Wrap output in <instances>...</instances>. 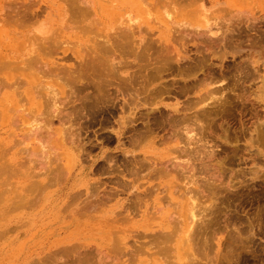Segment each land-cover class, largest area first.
<instances>
[{"label":"rangeland","instance_id":"374dc122","mask_svg":"<svg viewBox=\"0 0 264 264\" xmlns=\"http://www.w3.org/2000/svg\"><path fill=\"white\" fill-rule=\"evenodd\" d=\"M30 1H32L31 5H30ZM42 1L43 0H0V79H1L0 80V96H1V98H0V113H1L0 114V146H2V147H3L4 143L7 142V140L12 138V136H10L8 134L11 133V131L14 130V128H15L14 126L13 127L11 126L12 124H10V125L8 124V122H7V120H6L5 116H4L5 114H4L3 110L6 108V106H10L15 101L19 100V98H15V97H18L19 95H21L20 98L22 97L20 99V103H21V100L23 101L24 96H26V92L25 91L27 89V82H28L27 81L28 80V78H27L28 75L24 76V74L26 75V74H29V72H30V70L29 69L27 70V67H26V69L24 70L26 73H24L23 72L24 66H23V68L21 70V69H19V66H18V68L16 67L17 65L14 64V61L16 63L17 60H18L17 56L21 57L20 55H24L23 56L24 58H26L28 56L31 57L30 53L28 55V51L26 53V50H28L29 46H30L31 49L33 47L37 46V44L35 43L36 41L33 42V39H31L32 42L34 43L33 44L31 42V40L30 41L28 40V39H30V37L28 38V36L31 34L28 31L33 26L32 24L36 21V19H31L30 17H28V14H27L26 16L29 19H31L33 23H30L31 21L29 19L28 20L26 19V21H30V22L25 23L26 22L25 21L26 16L24 15V13L29 11L27 6H29L32 9H33V7L34 8L38 7V5L43 6ZM186 2L187 1H185L184 3H186ZM15 3H17V4H15ZM27 3H28V5H27ZM33 3H36V4H34V6H33L32 5ZM198 4H200V2ZM20 5H22V6H20ZM184 6L185 5L183 4V0H156L153 5H148V6H145L144 4L141 3V7H143L142 8L143 13H141V16L139 18V26L138 27H140V28H136V31H137V35L136 36L138 38H140V39L142 38V43H143L142 44L143 45L142 48H140L143 57H141L140 55L139 56H140V58H143V59L146 58L147 60H143L142 61V59L138 58L139 61L137 59L135 61H133L132 57L131 58H126V57H123V56L120 55L121 58L123 57L125 59H123V58L121 59L120 56H119L118 58L116 57L118 60L116 59V61H114V62L111 61L113 63L112 66L114 65V67H115L116 66L115 64H117L116 67L118 69H116V67L114 68L112 66L111 67L109 66L110 68L107 67V70L109 68L110 71L108 70L109 71L108 72L106 70V72H107L106 74H108V73L111 74L112 70L113 69L115 70V72H113L111 75L108 74V76H106L105 74H103L104 71L101 72L102 70L100 71V69H101L100 67H99L100 69L97 68V69H99L100 73L99 72L97 73V71H95L94 69L92 70V66L96 67L93 64L90 67L91 69L85 71V69H88V68L84 69V67H83V73L81 71L82 69L81 70L79 69L78 72L75 73V76L76 75L77 76L75 77L74 82H72V85H73L72 88L69 87L70 86L68 84L69 82H66V83L63 82L62 83L63 87H62L61 90H62L63 93L60 94V95L61 96L62 95L66 96L67 94H69L66 99L64 98V100H66L68 102V100L70 99L71 100L70 103H72L71 107L74 104L75 105H79L80 101L94 102L97 99L99 100L100 97L96 95V94H99V93H95V95L97 97L93 93H94V91H97L95 89H99L98 87L101 88V86H99V85L102 84V83L104 84V82L99 81V82H101V83H99V85L96 83V85H98V87L96 88V85L94 87L92 85L93 81L95 83L96 80L98 81L100 78L104 77V78H102L100 80L103 81V79H105V78H107V80L111 79L110 81H113L114 83H117L116 85L118 86V83H120L122 81V78L120 76L126 77V76H129V74L130 75L132 74L133 65L132 66H130L131 64L128 65L129 64L128 61L129 62L133 61L132 64L136 63V62H137L136 65H138L139 63L141 65L144 64L143 68L141 67L140 64L138 65L144 72L140 71L141 69L137 70V68H133V76L131 78H134L135 80L137 78V80H138L137 83L139 85H136L137 83L135 85H132L134 83H132L133 81H131V80H133V79H131V78H128L129 80L126 83L128 84L129 81H130V83H132V84H129L132 90H133L132 86H134V88H137V87L138 88H142V87H144V85L140 84L141 80L145 79V81L142 82L143 84H145L146 81H148L147 83H149L150 80L152 79V78H150L152 74L150 73L151 75L147 76V71H148V73L151 72L150 70L152 68V71H153L152 73H154L155 70L153 69V66H156L155 67V69H156L157 66L161 67V64L163 66H165V64L171 63V62H169L170 59H171L169 57L170 55L168 56V55H166V53H164V52H162V51H160L159 49L156 48V45L158 47V43H157L156 39L161 37V39L163 41L169 35L173 36L174 34H178L175 39H177V41H176L177 45H178V43L180 45L179 49L181 48L180 52H181V55L183 57H182V59L180 58L179 61L171 59L173 63L171 65L167 64V66L168 67L172 66L173 67L172 69H174V70H172V72L170 70H167V71L171 73V75H172L171 77L173 79H174V77H175V80H177L179 78L178 79L179 82H177L175 84V86L173 85L174 87L173 86L171 87V89H173V92L170 91V93H168V94L165 93L164 94L166 96V98H165L164 95H161L160 101L159 102L156 101V103H157L156 105L154 104V105L148 106L150 104L147 105V103H150L149 101L152 100L151 97L149 98V101H148V98H146V95H147L146 93H143V95H142V93H140V92L138 93L137 92L138 93L137 95L139 97L138 98L136 96V93L132 92L131 89H130L131 90L130 91L128 89V87H127L128 91L130 92L128 96L127 95L125 96V99H127V101L124 102V103L126 104L128 102L126 104L127 107H128V109H127L126 105L123 104V102H122L123 101V97H124L123 96V94H124V90H123L124 86H121V84H119V87H122L121 90H120L119 87H116L113 84L110 86L107 83V85L109 87V88H107V90H109V91L111 90L112 91V92L110 91L111 94H112L111 96L112 97H116V99L115 98L113 99L111 97L112 99L110 100V107H109V109H111V110L107 111L105 113H102V114L94 113L93 116H91L90 118L88 117L86 120H84V124L82 125L83 128L82 129L79 128L80 129L79 130L78 129L79 126L76 123L77 120L76 121L74 120V119H76L75 114L73 112L69 111V109L72 110L71 107L67 108L68 106H70V103L69 102H68L69 104L66 103V105H67L66 108L67 109L65 107H64V109H66V112H70L69 113V115L71 116L70 124H72L70 126L72 128V130L70 128L69 129H70V131L73 132L74 137L78 138L81 143H84V145L86 147V149H85L86 153L88 154L90 152L91 154L89 153V155H88L89 158H86L87 157L86 154L84 156H82V158H81L80 156L82 154H80V153L78 154L77 153V155H78L77 159L79 161V164L77 165V167L74 168L73 173H72V177L70 178V180L67 182V184L62 189L58 188L56 185H49L48 184L49 187L45 188V190L43 191L42 194L40 193L41 195H40V198H39L38 202L35 203L36 202V200H35V202L34 201L31 202V205H29V201H32L31 200L32 199V193H31V190L27 193L28 190H26V189L28 187L27 184L29 185L30 181H32L33 178L29 177V174H30L29 171L30 172H32V171L30 170L29 166H28L29 169L26 168L27 164H28L27 162H25V164L27 163L25 166H23V167L20 166L22 164L21 163L23 161L22 157L24 155L23 154H19V156L17 155L16 157H13V160H12V162H10V164H5L6 165L5 169L8 168V169H6L8 172L2 170L4 172L3 173L1 172V174H0L1 175L0 183H3V184H0V192H1V195H0V264H50L51 262H52L51 264H54V262H55V264H78V262L80 264H83V263L91 264L93 261H95L94 259L92 261V258H90L91 256L87 255V253H84V252H87L88 246H90L95 241L98 242V243H100V241H101V243H100L101 246L102 247L105 246L106 241L103 239V237H104V235H106L105 229H106V225H107L106 221H107V218H108L107 217L108 216L107 215L108 214L107 211H108L109 207H111V206L115 207L116 211L118 209H120V204L122 203V201L125 200L124 199L125 195L124 194H118L117 197L115 196V198L110 200V203H109V201L107 203L105 201L106 204L102 203L104 201L100 202L101 204H103V205H100V203L98 204V205H100L101 210H99L100 208L97 205V208H98L97 212L96 213L93 212L92 214H94V215H92V216L90 215L91 217L89 216L90 218H88V215H84V216H79L77 214L73 215L74 210L76 209V206L79 208L78 204L79 205L81 204L80 202H81L83 197L81 196L82 198L80 197L81 198L80 200L77 198L76 203L74 202V200H71L72 202H74V204H71L72 203L71 201L66 200L65 192L67 190H69V188L72 187V186H75V189H77L75 191H78L81 188H83V190L81 189L82 193H84L85 191L87 192L89 190H91L90 191L91 193H93L92 192L93 190H94V192L97 191L96 189L100 190L99 188H101V184L99 185L98 183H103V185H104V181L103 182H101V181H102L103 178H105L104 174H103V167H104L103 160H104V158L106 156L109 155V154H106V153H110L111 152L110 153L111 155L112 154H113V156L115 155V160L117 161V165H119L118 169L119 170L123 169V171H125L124 174L127 171V167H128L129 171L131 170L130 172L134 171L135 168H137L138 170L139 169H141V170L144 169V171H146L145 168L147 167V164H146V161H143V159L139 160L140 158L139 159L137 158L141 163L138 162L137 159L134 160V161H136V163L134 161H133L134 163L131 162L132 160L130 161L132 164L130 162L127 163L128 160H126V156H127V154H128V156H130L129 154H131V151L133 149V145H131L132 142H130V141H131V139H133L132 137L136 138L138 134L139 135L140 134H144L146 129H147L146 128L147 126L150 125V127L153 126L155 128V126H158L160 124L161 125H160L159 129L158 128L156 129V132H157V130H159V132L161 133V131H162L161 129H163L162 126H164V130L165 131L163 130V132L166 133V135H167L165 138H163L164 142L163 141L160 142L161 145H158L157 143H155V141H157L158 138H156V140H155V138H153L152 136H154L156 133L146 137L145 141H144V138L141 137V138H143L144 142L141 141L142 139H140V138L135 140V141H138V142L141 141L140 145L138 147V150H141V151L145 150V151H147V154H152L153 153L152 150H155L157 152H162V151H166L167 149H169V150L173 149V148H175V147H177L179 145L183 147V144H184L185 147H188V148L194 147L193 150L189 149L191 151V153H190L189 150H187V152L190 153V154H188L187 152L185 153L186 155L183 154V158H184L183 160H186L189 163V165H187L185 168L184 167L180 168L181 166L177 167V168H175L174 166H170L169 167L170 170H168V171H171L172 174H170L171 172L168 173V171H167V173H168L167 174L168 175L167 178L176 179L175 177H178L175 180L177 182L179 181V177L180 178H182V177L183 178L184 177L187 178L186 181H189V180L192 181L193 180V182L195 183L194 186L195 187L198 186L201 189L200 191H198L199 189H197L198 192L195 191V193H194V196H195L194 198L195 199H197L196 198L197 195L201 198V200H200L201 202L206 198L207 201L204 200V202L209 203L210 205L209 204H207V205L210 206L212 209L216 205L217 206L215 207V209L218 206H220V207H218L219 209L218 208L216 209V211L218 210L217 211L218 217L220 215L223 216L224 215L223 213L225 211L224 218L220 216L221 220L223 219L225 221L224 222H223V220L219 221L220 222L219 223L220 228L218 227L219 230H218V235H217V237H218L217 239L223 240L222 241V245L220 246V248H221V251L223 250L225 255H228V256H232L233 255L232 258H234V259H231V260H234L235 262H237V264H264V99H263L264 98V94L262 93V91L264 90V88L262 87V81H263L262 77L264 76V73H263L264 71H261L260 74H259L261 76L258 77L257 76L258 74H255L254 72H252L253 70L251 68H249V66L246 67V65H248V62L246 64L245 60H244L245 62L243 61L245 66L242 64V67H241V63L239 61H241V59L243 60V54H244L245 50L242 51V50H239L237 48L238 47L241 48V46L246 44V42H244L245 41L244 39H242V38L240 39L239 37H238V40H237V37H235L234 34H233V33H236V32H238L240 30V29L238 30V28L241 25L243 26V23L240 24V26L237 25V24H239V21H235L234 19H232L231 20L232 22H227L226 21L225 24H224V19H223L222 21H220L221 24H223V25H221L217 21V24H220L219 25V27H220L219 29L220 30L217 29L216 27H215L216 29L213 28L214 32L215 31H217V32L219 31L217 33V36L218 35L222 36V34L226 35V36H230L228 38H231L233 36L230 40L227 39L229 41V46H228V42L227 41H226L227 43L225 41H224V43L223 42H217V39H216V41L215 40L212 41V43H213V45H212V43L210 42L211 39L208 40V41H207V39H204V42H206V43L208 42L209 44H205L204 42H203L204 43L203 44L202 42H200V41H203L202 37H200V40H199V37H196L194 39L192 37L191 38H187V37H189V35H186V33H185V28L186 27L184 28L183 26H185V25H182V24L180 25L181 26L180 28L184 29V31L183 30L182 31L185 34L182 31L181 32L184 35H186L187 37L186 36L182 37V36H184L183 34H181V37H180V31H178L180 29L179 28V23H180L179 21H182V23L184 22L182 20L185 17V13L183 12V10H184L183 7ZM186 6H187V4H186ZM207 7H208V9L211 10L210 4H207ZM218 7H221L220 9H222V7H223V9L225 7L227 8V6H225L223 3L218 5ZM26 8H27L28 11L26 10ZM184 8H186V7H184ZM255 9L258 12H261L262 10H264V9H262L260 7H257V6L255 7ZM122 12H124V10ZM167 13H168V15H167ZM169 14L171 16H169ZM23 15L25 16L24 18L22 17ZM43 15H44V12L40 15L39 18L42 19ZM166 15L169 17V19H168V17ZM20 18L21 19L23 18V19L21 20ZM19 19H20V21H23V24L20 23ZM165 19L167 20V24L169 23V20H170V23H173L172 25L169 24V28H171V30L168 28V25L165 24V22H166ZM218 20H221V19H218ZM172 21H175V22H172ZM177 22H178V24H177L176 28H179V29L174 31L173 29H176V28H174L175 27L174 25H176L174 23H177ZM234 24H235L236 27L234 26ZM170 25H171V27H170ZM233 26H234V29H232ZM91 27L92 28H89L87 31H77V32L73 33L72 38L70 39V43H69L70 45H66V46L69 48V46H73L74 44H76V45L73 46L74 48L73 47L70 48V50L72 49L76 53H74V54L69 53L68 54L70 59L66 60L67 64H72L74 62L73 64H74V66H76L75 55L77 53H80V54L84 55V53L88 49L87 47L91 45V41H88V38L90 40V38L95 36L96 34L94 32H96V33L97 32L98 33L105 32V34L110 32L112 24L110 23V19H108V20H104V22H102V23L94 22ZM229 31H231V32L229 33ZM138 32H140V33L138 34ZM171 33H174V34L171 35ZM238 33H236V36L240 35V33L239 34ZM93 34H95V35H93ZM31 35H33V34H31ZM178 36L180 38L179 42H178ZM173 37H175V35ZM170 38H171V40L173 39L172 37H170ZM183 38H184V40H182ZM233 39H234L235 42L238 41L237 44L235 42L233 43L231 41ZM241 40L243 41L244 44L242 43ZM187 41L189 42L188 44L186 43ZM196 41L197 42L199 41L200 44L197 43ZM216 42L220 43V44H217ZM238 43H239V45H238ZM214 44H216V46ZM224 44H225L224 47H226V44H227L226 51L229 49L227 51L228 54L225 55V56H223L224 52L221 49L222 45H224ZM263 44H264V42H262V45ZM203 45H205V46L207 45L206 46V50L204 48L201 49V47H204ZM210 45L214 46L215 50H212L213 47L210 46ZM232 45L235 48L232 47ZM194 46H195V48H194ZM210 47H211V49H210ZM218 47H219V49L222 50V51L220 50V52H223L222 55L219 54L220 52L218 51L219 50ZM242 47H245V45L242 46ZM184 48H186V49H184ZM197 48H200L199 49L200 51L198 50L199 51L198 53L195 52L197 50ZM82 49H83V51H81ZM155 49L157 51L159 50L160 52L159 51L156 52ZM189 49H191V50H189ZM235 49L238 50V51H234ZM154 50H155L156 53H158V55L155 54V52H153ZM184 50H187L186 52L189 54L188 56H187V54L183 53ZM214 51H215V53L213 54ZM216 51H218V53H216ZM40 52L42 53L43 51H40ZM33 54H34V56L36 54H38L37 49H36L35 53H32V55ZM254 55H255V57L256 56H258V57L260 56V54H258V53H256V54L254 53ZM254 55H253V57H254ZM116 56H118V55H116ZM157 56H158V58H157ZM162 56L164 58H161ZM171 56H172V54H171ZM218 56H222L220 58V61H222L223 63L218 60V58H219ZM226 56H227V58H226ZM239 56L240 57L242 56V58L240 59ZM7 57H9V59L13 62V64L11 63V61H10V65L6 64L7 62H9V60H7ZM154 57L156 58V60H155ZM235 57L237 59H235ZM167 58L169 59L168 62L165 60ZM244 59L248 60V58H244ZM6 60H7V62H6ZM123 60L126 61L125 62L126 64L123 63L124 62ZM157 60L159 62H157ZM164 60L167 63L163 64L162 61H164ZM216 60L219 61V62H217ZM67 61H69V62H67ZM119 61H121V64H120ZM231 61H232V63H231ZM18 62H19V60H18ZM117 62H119V63H117ZM150 62L152 63V65H151ZM153 62H154V65H153ZM183 62H185V64ZM105 63H107V61H105ZM122 63H123V67L125 66L124 68L121 67ZM146 63L147 64L150 63L148 65V67L150 69L147 67ZM182 63H183V65H182ZM186 63H187L188 66L186 65ZM204 63L206 65L209 64V67L204 65ZM118 65H119V67H118ZM127 65H128V67H126ZM13 66H14V68L16 67L15 70H14ZM21 66H20V68H21ZM160 67H159V69H160ZM168 67H164L163 69L168 68ZM180 67L181 68L182 67L185 68V69L182 68L183 71L181 72V75L178 74L181 71V70L180 71L178 70V68H180ZM196 67H198L199 69L196 68ZM224 67L227 68V69H225ZM235 67L237 68V70H236ZM169 68L171 69V67H169ZM175 68H177V70ZM208 68H210L211 71ZM247 68H248V70H247ZM16 69H18V70L16 71ZM135 69H136V73L137 74L139 72V75L136 74V76H135V73H134ZM207 69H208V72H207ZM223 69H224V71H223ZM234 69L236 70V72H235ZM238 69H239V72H238ZM240 69H242V70H240ZM196 70L198 71V73L199 72L200 73L198 74L196 72ZM200 70L203 72L202 74H201ZM92 71H94L95 73L92 72ZM191 71L193 73L196 72L195 75H193V73ZM241 71H243V72H241ZM91 72H92V74H96L97 73L99 76L96 74L97 77L96 76L95 77L98 78V79H94L95 77L94 76L92 77ZM173 72H174V74H172ZM189 72H191V74H189ZM215 72H216V74H215ZM229 72L232 75H229L230 74ZM245 72H246L247 76L248 75L250 76L249 80H248L249 76L247 77V79L245 78V76H246ZM85 73H87V74L85 75ZM141 73H142V75L140 76ZM143 73H144V76L145 75L147 76V78H145L146 76L145 77L143 76ZM157 73L158 72L155 71L154 74H157ZM184 73H186V74L188 73L189 76L191 75L190 78H189L188 75H186ZM211 73H213V74H211ZM22 74H23V76H22ZM114 74H119L120 78L118 77V80H117V76L118 75L114 76ZM224 74H225V76H224ZM238 74H239L240 77L237 76ZM81 75H84V76L82 77ZM182 75H184V76H182ZM212 75H214V76H212ZM218 75L220 77H218ZM153 76L154 75H152V77ZM186 76L188 77L187 80H186ZM221 76L224 77V78H221ZM84 77L87 78V79H85ZM88 77H90V79L93 78L92 79L93 81L92 80L91 81L88 80L89 79ZM192 77H193V80H191ZM211 77H213V78H211ZM256 77H258V78H256ZM3 78H4V80H2ZM18 78H21L22 80L24 79V81L26 83L25 82L21 83L20 82L21 79H18ZM25 78H27V79H25ZM46 78H50V77H46ZM80 78L81 79L84 78V79L81 80ZM180 78L182 80H184V81L180 82V80H181ZM194 78H195L196 81L194 80ZM201 78L203 80L205 79V81L201 80ZM242 78L243 79L245 78V79L243 80ZM197 79H200V80H198V83H197ZM230 79H232V81ZM254 79H255V81H254ZM256 79H257V82H256ZM258 79H259V81H258ZM46 80H49V79H46ZM51 80H53V79H51ZM234 80H237L238 82L235 81L236 82L235 83ZM240 80H241L242 83L240 82ZM81 81H83V82H81ZM188 81L190 83H193L192 81H194L195 82L194 86H196V88L195 87L193 88L192 85L189 86L190 83ZM218 81H220V82L222 81V82L219 83ZM18 82H20V83H18ZM86 82H87V84H86ZM183 82L188 83V87L190 88L189 90H191L193 88L190 91L189 94L188 93L184 94V92H183V95H182V92H180V91H183V89H184V88L183 89L181 88ZM211 82L213 83L212 85L214 86V90L217 91V93H219V95L215 91H213L214 95H213V93L212 94L209 93L210 94L209 96L210 97L212 96V101H211V98L208 96V93L207 94L204 93L206 88H208V87L210 88L211 87V86H207V83L210 84ZM8 83L10 85L9 88H7L8 86H6V85H8ZM74 83L75 84L77 83L78 85L76 84V86H75ZM81 83L82 84L84 83L85 86L84 85L82 86ZM180 83H182V84H181L180 90H179V86L178 85H180ZM204 83H206V84H204ZM214 83L216 85H218L219 88L221 87L220 90H219V88L217 89V87H216V85H214ZM243 83H244V85H243ZM254 83H256V84H254ZM19 84H20V86H19ZM21 84H25V85L22 86ZM64 84H66L68 86H65ZM89 84H90V86H89ZM199 84H200V86H198ZM250 84H252V85H250ZM107 85H106V87H107ZM14 86H15V88H14ZM87 86H88V88H87ZM114 86H115V88H114ZM145 86H147V84ZM232 86L233 87L235 86L234 87L235 89ZM67 87H69V88H67ZM175 87H178V88H175ZM251 87H252V90H251ZM223 88H225V90L226 89L230 90L232 93L229 92L228 90H226V92H224L225 90ZM103 89L105 90V88H103ZM177 89L179 90V92H178ZM68 90L70 91L69 93H68ZM71 90H74V91H71ZM80 90H82L81 91L82 93H83V91H84V93L86 92L85 93L86 95H87V92L91 90L90 91L91 93L88 92V97H86L87 100H84V98H83L84 97V93H83V96L81 97L82 94H81ZM222 91L224 93H226V94L228 92V94L226 95ZM235 91L238 92L237 94H240L241 98H242V96L244 97V94H245V96L249 94V99L250 100H248L247 102H244V101L240 102L241 99H240V97H239L240 101H239V99H237L238 95L237 96L235 95L236 94ZM243 91H244V93H242ZM245 91L247 93H245ZM14 92H16V95H15ZM65 92H66V95L64 94ZM98 92H100V91H98ZM254 92H256V94ZM74 93L77 94L76 97L74 96L75 95ZM118 93H120V94H118ZM233 93H235V94H233ZM250 93H252L253 95H251ZM17 94H19V95H17ZM116 94H118V95H116ZM200 94H202L203 96L200 95ZM204 94H205L206 97L204 96ZM22 95H24V96H22ZM140 95H142V96H140ZM198 95L207 98V100L205 99L207 102L205 101L204 103L207 104L206 105L207 108L211 109L210 110L211 116L207 115L208 112H209V109H208V111H207V109H203V110L207 111V114H206L205 111L202 112L203 114L205 113L204 115H201L200 112H199V114L198 113L193 114L195 109L198 107V104H196V101H195L197 99L196 97ZM222 95H224V96L222 97ZM77 96L78 97L80 96L81 98L80 97L78 98ZM89 96H90V99H88ZM132 96L134 97V99H133ZM214 96H216V97H214ZM225 96H226L227 99H225ZM68 97H69V99H68ZM91 97L93 99H94V97L97 98V99L92 100ZM141 97L142 98H146L147 99V101H146L147 103L143 104L144 103V99H142ZM217 97H218V99H217ZM161 98H163V99H161ZM189 98H192L194 100L191 99L192 100V102H191V101H189L190 100ZM220 98H221V100H219ZM80 99H82V100H80ZM187 99H189V100H187ZM216 99L220 103H218L216 101ZM223 99H224V101L227 100L228 102L226 101V103H225L223 101ZM24 100H25V98H24ZM112 100L114 102L113 104H112ZM141 100H142V102H141ZM157 100H159V99H157ZM214 100L217 102V106L220 104L218 106V108L220 107L219 109H223L224 110V112H223V110L218 112V113L221 112L220 113L221 115L216 112V110L218 111L219 109L214 105L216 103ZM232 100H234V101H232ZM184 101L187 102V103L191 102L193 105H194L193 101H195V104L197 105V107H196V105H194V106L191 105V103H189L190 105L188 106V104L186 105V103H184ZM6 102H8V103H6ZM65 102H63V103H65ZM222 102H224L227 106L223 105L224 103H222ZM253 102H255V103H253ZM22 103H24V101ZM138 103H139V105H138ZM182 103H184V104H182ZM241 103H242L243 107H242ZM7 104H10V105H7ZM111 104L113 106H111ZM134 104L136 106L138 105V107H135ZM256 105H258V106H256ZM62 106H63V104H62ZM191 106H193V107H191ZM221 106H223V107H221ZM224 106H226V107H224ZM156 107H159L160 109L157 110V111L154 110V111H156V112H154L151 108L154 109ZM182 107H184V108L186 107L185 108L186 110L184 108H182ZM206 107H204V108H206ZM134 108H136V109L133 110ZM179 108H181V109H179ZM145 109H146V112H145ZM182 109L185 110V111H183ZM227 109H229L228 112L230 111V109H232V110H231V112L228 113ZM119 110H120V112H119ZM167 110L169 111V113H168ZM131 111L133 112V114H132ZM159 111H161V112H159ZM155 113H157V114H155ZM188 113H190V114H188ZM213 113H215V114H213ZM136 114H138V115L136 116ZM166 114L167 115L170 114L169 117ZM183 114H184V116H183ZM187 114L189 116H187ZM197 114H198L199 121H197L198 118H197V120H195L196 119L195 117H197ZM164 115H165V118L161 117V116H164ZM127 116H129V118L136 116L135 117L136 118V122H135L136 126H135V129H134V132H133V130H132V132L126 131V130H130L127 126L125 127L126 121H128L127 119H125ZM191 116L192 117L195 116V117L192 118ZM209 116H210V118H209ZM154 117H156L157 119L155 118L156 119L155 120ZM170 117H171V120H169ZM172 117H174V118H172ZM188 117H190L189 121L187 120ZM202 117H204L207 120H205ZM143 118H147V119H145V122L147 120V122H146L147 124L150 123V122L151 123L149 125H147L143 121ZM185 118H187V119H185ZM200 119H202V120H200ZM148 120H150V121H148ZM160 120H162V121H160ZM165 120H166V122H165ZM213 120H215V121L213 122ZM221 120H224V121H221ZM119 122H120V124H119ZM155 122H157L158 124L155 123ZM153 123H154L155 126L152 125ZM169 123H171L170 126H169ZM145 124L147 126H145ZM2 126H4V129L1 128ZM67 126H69V125H66L65 127L67 128ZM54 127L57 128V131L59 130V134H61L62 133L61 131H63V130L66 131V128L63 127L62 124L55 123ZM112 127H114V128H112ZM189 127H190V129L193 130V132L191 130V133L194 134V135L192 134L193 136H192L191 139L186 138L187 136L185 135L186 129L188 128V130H189ZM62 128H63V130H60ZM124 128H126V129H124ZM136 128L137 129L139 128L138 131L136 130ZM168 128L171 131H169ZM177 128H179V129H177ZM181 128L184 129L185 132L181 133V131H179V130H181ZM8 129H9L8 133L7 132L6 133H1L2 131L8 130ZM184 130H182V131H184ZM124 131H126V132H124ZM175 131L177 132V134H176ZM170 132H173V133H170ZM68 133H67V135H68ZM179 133H181V136L179 135ZM133 134L136 135V137ZM177 135H179V136H177ZM63 136H65V135H63ZM129 136L130 137L132 136V137L130 138ZM174 136L176 137V139L179 137L180 141L174 139ZM97 137L99 139H97ZM78 139H77V141H78ZM124 139H126V140H124ZM127 140L129 141V143H127L128 142ZM181 140H183V142H186V143L190 140L192 143L189 141L191 144L188 142V144L186 145V143L181 142ZM214 141H217V142L214 143ZM207 142H209V143L207 144ZM203 143H205L204 145L206 147L217 143L216 144L217 147L214 148L217 153L215 152L213 155L207 153L208 151H210V149H209L210 147L205 148ZM100 144H102V145H100ZM120 144H122V145H120ZM222 144H224V145H222ZM227 144H229L230 146L232 145V146L231 147L229 145L226 146ZM98 145H100V146L98 147ZM189 145H190V147H189ZM2 147H0V149ZM198 149H200V151ZM225 149H226V151H225ZM85 151L83 153H85ZM192 151H194V152H192ZM115 153H118V154H115ZM194 154H195V156H194ZM184 155H185V157H184ZM116 156H117V159H116ZM123 156H125V157H123ZM9 157H10V155L7 154L6 158H9ZM79 157L84 162H82V161L80 162L81 159ZM95 157H97L96 160L94 159ZM197 157H199V158H197ZM19 158H20V160H19ZM90 159L95 160V162L90 161ZM3 160L5 161L4 158L0 159V162L3 161ZM197 160H199V161H197ZM17 161H19L21 164H18L19 162H17ZM190 161H192V162H190ZM143 162H145V163H143ZM201 162H203L204 165ZM129 163L132 166L134 164L135 168L134 167L131 168V165L127 166V165H129ZM183 163H184V161H183ZM188 163H186V164H188ZM9 165H10V167H7ZM191 165H192L193 168L191 167ZM16 166H17V168H16ZM96 166H97V168H96ZM31 167H32V164H31ZM171 167H174V168H171ZM188 167L191 168V169H189ZM202 167H204V168H202ZM9 168H11V169H9ZM12 168L13 169L16 168L15 170L20 169L19 170L20 174H19L18 171L14 172L15 170H13ZM23 168L24 169L26 168V170H24ZM178 168H179V171L181 173H183V174H181L178 170L176 171V169H178ZM100 169H102V171ZM185 169H186V171H185ZM188 169L190 170V172H189ZM21 170L23 171L22 174H21ZM0 171H1V169H0ZM129 171H127V174H128ZM25 172H26V174H24ZM173 172L179 173L180 176H178V174H175V173L173 174ZM191 172H195L196 174L195 173L193 174ZM198 172H199V174H197ZM27 173H29V174H27ZM17 174H18V176H17ZM23 174L25 175V177H23L24 176ZM102 174H103V176H101ZM140 174H142V173H140ZM186 174H187V176H186ZM7 175L10 176V178L8 176V180H7V182H9L7 184L8 187H6L7 186L6 184L4 185V183L6 181L5 179H7L6 178ZM11 175H13V176H11ZM165 175H166V173H165ZM174 175H175V177H173ZM194 175H196V176H194ZM200 175L202 176V178H201ZM212 175H214V176H212ZM26 176L28 177L27 179H26ZM198 176H200V177H198ZM194 177H196L195 178L196 182H195ZM42 178H44V177L41 175L38 179H42ZM214 178H216V179H214ZM128 179H130V178H128ZM174 179H173V181H174ZM182 180L183 179H181L180 182H182ZM229 180L231 182H228ZM145 181L146 180H143V179L140 178L138 182L142 183V182H145ZM202 181H204V182H202ZM94 182L95 183L98 182V183L95 184ZM198 182H200V183L198 184ZM10 183H11V186H10ZM218 185H220V186H218ZM91 186H92V188H91ZM215 186L216 187L218 186L219 189L216 188ZM23 187H25L24 188L25 190L22 189ZM203 187H205V188H203ZM222 187H225V188H222ZM226 187L228 189H226ZM29 189H30V187H29ZM222 189H225V190H222ZM3 190L5 192H3L4 194L2 195V191ZM15 190L17 191V193H16ZM228 190H229L230 194H229V192H226ZM24 192H26V193H24ZM86 192L84 194H86ZM201 193H203V195H201ZM17 194L19 195V197H15V195H17ZM214 194H215V196H214ZM21 197H23V200L19 199ZM199 197H198V199H200ZM203 197H205V198H203ZM1 198H2V200H1ZM84 199H85V196H84ZM118 199H120V202L117 201ZM18 200H19V202H16ZM68 201L71 202V203L69 204ZM90 202L92 203L93 201L90 200L88 203H90ZM33 203H34V205H32ZM67 203L69 204V206H68ZM206 203H204L203 205H206ZM215 203H217V204L214 205ZM65 204H67V205H65ZM64 205H65V207H67L66 211H65ZM11 206H12V208H11ZM21 206L22 207L24 206L25 208H22ZM221 208H223V209H221ZM11 210H13V211H11ZM219 210L221 212H223V213L220 214ZM228 212H230V213H228ZM67 215H69V216H67ZM68 217H70V218H68ZM227 222H228V224H226ZM127 224L128 223H124L122 225L119 224V225H117V227L119 226L118 228L122 229L123 227H126ZM224 228H225V230H224ZM123 229H125V228H123ZM226 229L229 231V234H227L228 231ZM121 231H122V233L124 232V230H121ZM120 234H121V232H119V234L116 235L118 237V240H120V238L121 237L123 238V236H124L123 234H121V235ZM115 240H117V238H115ZM223 242L225 243V245H224ZM74 244L75 245L81 244V245L80 246H75ZM64 246H68V247H70V249L68 247H65V249L62 248ZM66 248H68L69 250H67ZM74 248H75V250H74ZM65 250H67L69 253L71 251L72 252L69 254L66 251V253H65ZM82 250H84V251H82ZM58 251H60V252H58ZM61 252H64V253L61 254ZM81 252L84 253L83 254L84 256L81 254ZM78 253H80V255ZM76 254H78L80 257L81 256L84 257V260H86V261L88 260L87 259L88 257L91 260L89 259L90 261L88 260L87 263H86V261L82 262V261H84V260H81L82 257L81 258L77 257ZM66 255H68V256L71 255V257H68ZM85 255H86L87 258L85 257ZM133 255L137 256V257L135 256L136 260L132 261L133 260L132 258H134V257L132 255H129L130 259H129L128 256H127L128 258L127 257H122L121 260H123V262L125 260L126 262H124V263L121 262L119 264H142V262H143L142 260L145 261V262H143V264H146V263L150 262L149 258L146 255V253H142V252L141 253H136L135 252ZM94 256H92V257L94 258ZM140 257H142V259H140ZM144 257L146 259L147 258L148 259L145 260ZM67 258H69V259H67ZM96 258L98 259V257H96ZM70 259H72V260H70ZM97 259H96V261H97ZM127 259H129L131 262L129 261L127 263ZM64 260H67V261H64ZM76 260H78V261H76ZM56 261H57V263H56ZM234 261H232V264L235 263ZM96 264H104V263H100V262L98 263L97 262Z\"/></svg>","mask_w":264,"mask_h":264},{"label":"bare ground","instance_id":"6f19581e","mask_svg":"<svg viewBox=\"0 0 264 264\" xmlns=\"http://www.w3.org/2000/svg\"><path fill=\"white\" fill-rule=\"evenodd\" d=\"M155 1L156 0H43L42 1L43 6L38 5V7L34 8L33 6H34V4L37 3L36 2V3H33L32 4L33 5L32 6L33 9L30 8L29 6H27L29 2L27 3L26 6H27V8H28L29 11L26 8V10L28 12H25L24 15L26 16L28 14V17H30L31 19H36V21H37V22L35 21L33 23L32 20L29 19L27 16L25 18V21H26V19L27 20L29 19L31 21V22L30 21H26L25 23H28V22L33 23L32 24L33 26L28 31L29 33H31L33 35L30 34L31 36L30 35L28 36V38L30 37V39H28V40L30 41L31 39H33V42L36 41L35 43L37 44V46L36 47H33L32 49L29 46L28 47V50H26V53L28 51V55L30 53V56L31 57H29L27 55L28 57L24 58L23 57L24 55H20L21 57H18L17 56V59L19 60V62H18V60H17L18 63L17 62L15 63V61H14V64L17 65L16 67L18 68V66H19V69H21V70H22V68L24 66V69H23V72L24 73H26L24 71L26 69V67H27V70L28 69L30 70V72H29V74H26V75L24 74V76H27L28 75L27 76V78H28V80H27L28 81L27 82V89L25 88L26 89V91H25L26 92V96L22 95L25 98V100L23 98L24 103H22L23 102L22 100H21V103L22 104L20 103V99L22 97L20 98L21 95H19L20 93L18 92L19 94H17V95H19V96L18 97H15V98H19V100L16 99L17 101H15L12 105H10L11 103L10 104H7V105H10V106H6V108L3 110L4 111V114H5L4 116H5L8 124L9 125L12 124L11 126L12 127L14 126L15 128H14V130L11 131V133L8 134V135L12 136V138L9 139V140H7V142L4 143L3 147L0 146V147H2L0 149V159H3V158L5 159V161L3 160V161L0 162V169H1L0 174H1V172L3 173L4 171H7L6 169H8V168L5 169V167H6L5 164H10V162H12V160H13V157H16L17 155L19 156V154H23L24 155L22 157L23 158V161L21 162L22 164L19 161H17V162H19L18 164H21L20 165L21 167L25 166L28 163L29 165L27 164V167L26 168H28V166H29L30 167V170L32 171V172L29 171L30 174L27 173V174H29V177L33 178V180L30 181V184L29 185L27 184L28 187L26 189V190H28L27 193L30 190H31V193H32V199H31L32 201H29V205H31V202H33V201L35 202V200H36L35 203L38 202V200L40 198V195L43 193V191L45 190V188L49 187L48 184L49 185H56L60 189H62L67 184V182L72 177V173H73L74 168L77 167V165L79 164V161L77 159V157H78L77 153L78 154L79 153L82 154L81 156L79 155L81 158L85 154L87 156L86 158H89L88 155H89L90 152L88 154L86 153V151H85L86 147H85L84 143H81L78 138L74 137L73 132L70 131V129L72 130V128L70 127L72 125V124H70V122H71V116L69 115L70 112H66V109L67 108H70L72 103H70L71 100L68 97L69 100L68 99L67 100L70 103V106L67 107L66 103L67 104H69V103L66 100H64V98L66 99L69 94L66 95V92H65L64 94L66 96H64V95L61 96L60 95V94L63 93L62 90H61L62 87H63L62 83L63 82H65V83L66 82H69L68 83L70 85L69 87L72 88L73 87L72 82H74L75 77L77 76V75L75 76V73H77L79 69L80 70L82 69L81 71L83 73V67H84V69L85 68H88V69H85V71H86V70L91 69L90 67L93 64L96 67L92 66V70L94 69L95 71H97V73L98 72L100 73V71L102 70L101 72L104 71L105 73L103 72V74H105L106 76H108V74L111 75L113 72H115V70L114 69L113 70L111 69L112 70V73L111 74L110 73L106 74L107 73L106 72L107 67H109V66L111 67L112 64H113L111 61H113V62L116 61V59L120 55L123 56V57H126V58H131L132 57V60L133 61H135L136 59L138 61H139V59H142V61L143 60H147L146 58L145 59L140 58V56L143 57L142 56V53H141V49H140V48H142V46H143L142 44L143 43H142V38L140 39V38H138L136 36L137 35L136 28H140V27H138L139 26V18L141 16V13H143V11H142V8L143 7H141V3L144 4L145 6H148V5H153ZM185 1H187V2L184 3ZM31 2L32 1H30V5H31ZM199 2H200V4H198ZM221 3H223L225 6H227V8L225 7L226 9L225 8L223 9V7H222V9H220L221 7H218V5H220ZM15 4H17V3H15ZM183 4L185 5L184 7H186V8L183 7L184 10L186 9L185 11L183 10V12L185 13V17H184V19H182L184 21L183 23H182V21H179L180 22L179 23V28L181 27L180 26L181 24L182 25H185L183 27L184 28L186 27L185 28V33H186V35H189V37H187L186 35H184L185 34L183 32L184 29H181L180 28L181 29L180 30L179 28H176L177 27V24H178V22H177V23H174V24H176V25H174L175 26L174 28H176V29H173V30L175 31V30H178L179 29L178 31H180V37H181V34H183V33H184L183 34L184 36H182V37H185V36L187 38H191L192 37L193 39L196 38V37H199V40H200V37H202L203 41H200L202 43L204 42V39H207V41L211 39L210 40L211 43H212L213 40L216 41V39H217V42H223L224 43V41L225 42L227 41L228 42V46H229V41L228 40H230L233 36L231 38H228L230 36H226V35H223L222 34V36L220 35L221 36L220 37L219 35L217 36V33L219 31L218 32L215 31L216 32L215 33L213 30L216 29V28L217 29L220 28L219 27V25L221 24L220 21H222L223 19H224V24H225L226 21L227 22H232L231 21L232 19H234L235 21H239V24H237L238 26H240V24L243 23V26L241 25L238 28V30L239 29L240 30L241 29L243 30V31L241 30L242 32L240 30L238 31L240 33V35L236 36V33H238V32L233 33L234 36L237 37V40H238V37H239L240 39L241 38L244 39L245 40L244 42H246V44H244L243 41L241 40L242 43L245 45V47H242L244 45H242L241 48H239L237 46L238 47L237 49L242 50V51L245 50V52L243 54V60L241 59L242 56L241 57L239 56V58L241 59L242 62L245 60L246 61V64L248 62V65H246V67L249 66V68H251L253 70L252 72H254L255 74H258L257 75L258 77L261 76V75H259L260 72L261 71H264V44L262 45V42H264V21H263L264 20V10H262L261 12H258V11H256L255 7L257 6V7H260L262 9H264V0H183ZM186 4H187V6H186ZM207 4H210L211 10L208 9ZM22 5H20V6H22ZM123 10H124V12H122ZM43 12H44L43 18L40 19L39 17H40V15ZM24 15L22 16L23 18L25 17ZM167 15H168V13H167ZM169 16H171V15L169 14ZM20 19H19V21H20ZM108 19H110V23L112 24V27L110 29V32H108L106 34H105V32H101L102 34L101 33H98V32L97 33L94 32L96 35L93 34L95 36H93L92 38H90V40L88 38V41H91V45L87 47L88 49L84 53V55H82L80 53H77L75 55L76 66H74V64H73L74 62L72 64H67L66 63V60L67 59H70L68 54L69 53H71V54L76 53L72 49L70 50V48H72L76 44H74L73 46H69V48L66 46V45H70L69 43H70V39L72 38L73 33L74 32H77V31H87L89 28H92L91 26H92V24L94 22H96V23H98V22L99 23H102V22H104V20H108ZM166 19H165V21H166L165 24L168 25V28H169V24L172 25L173 23H170V20H169V23L167 24V20L169 19V17H168L167 20ZM218 19H221V20H218ZM217 21L220 24H217ZM172 22H175V21H172ZM20 23L23 24V21H20ZM171 25H170V27H171ZM221 25H223V24H221ZM234 26H235V24H234ZM234 26H233L232 29H234ZM169 29L171 30V28H169ZM230 32L231 31H229V33ZM139 33L140 32H138V34ZM172 34H174V33H171V35ZM174 35H175V37H173ZM174 35L173 36H170L169 35L170 37L173 38L172 40H171V38L169 36H167L163 41H162L161 37H159L158 39H156L157 40V43H158V47L156 45V48L159 49L160 51L166 53V55H168V56L170 55L169 57L171 59L179 61L180 58L182 59L183 56L181 55V52H180L181 51L180 50L181 48L179 49V46L180 45H179V43L177 45V43H176L177 39H175L178 34H174ZM179 39L180 38L178 36V42H179ZM182 40H184V38ZM231 41L233 43L235 42L234 39L231 40ZM31 42H32V40H31ZM200 42L198 41L197 43L200 44ZM237 42H235V43L237 44ZM186 43L188 44L189 42L187 41ZM204 43L205 44H209L208 42L207 43L204 42ZM239 43H238V45H239ZM217 44H220V43H217ZM212 45H213V43H212ZM212 45H210V46H212ZM214 45L216 46V44H214ZM233 45H232V47H234ZM195 46H194V48H195ZM203 46L204 47H201V49L204 48L206 50V46L207 45L206 46L203 45ZM224 46H225V44L222 45V48H221L224 53L223 52H220L221 49H219V47H218V49H219L218 51L220 52L219 54L222 55V53H223V56L227 55L228 54L227 51L229 50L228 49L226 51L227 44H226V47H224ZM212 47L214 48V46H212ZM213 48H212V50H215V48L214 49ZM36 49L38 51V54H36L34 56V54L32 55V53H35L36 52ZM184 49H186V48H184ZM199 49L200 48H197V50L196 51L194 50V51L196 53H198L200 51ZM210 49H211V47H210ZM155 50L153 52H155ZM189 50H191V49H189ZM40 51H43V52L41 53ZM81 51H83V49ZM158 51L156 50V52H158ZM186 51L187 50H184L183 53L187 54V56H188L189 54ZM218 51H216V53H218ZM234 51H238V50L235 49ZM156 52H155V54L158 55V53H156ZM214 53H215V51L213 52V54ZM254 53L255 54L258 53V54H260V56L259 57L258 56L255 57ZM171 54H172V56H171ZM116 55H118V56H116ZM253 55H254V57H253ZM121 56H120V58H121ZM218 57H219L218 60L220 61V58L222 56H218ZM157 58H158V56H157ZM161 58H164V57L162 56ZM226 58H227V56H226ZM244 58H248V60L247 59H244ZM123 59H125V58H123ZM171 59H170V61H169L168 58L165 59L167 62L169 61L171 63H167L165 60H164L165 62L164 61H162V62H163V64L167 63V64H170L171 65L173 63ZM235 59H237V58L235 57ZM7 60H9V62H7ZM7 60H6V62H7L6 64H9L10 65V61L11 60L9 59V57H7ZM155 60H156V58H155ZM105 61H107V63H105ZM123 61L122 62L124 64H126L125 63L126 61L125 60H123ZM133 61H131V62L128 61V63H129L128 65L131 64L130 66L133 65V68H137V70H140L141 68L138 66L140 63L138 62L139 63L138 65H136L137 62L132 64ZM219 61H217V62H219ZM241 61H239L241 63V67H242V64L245 66V64H244L245 61L243 63ZM67 62H69V61H67ZM119 62L121 64V61H119ZM119 62H117V63H119ZM154 62H153V65H154ZM157 62H159V61L157 60ZM220 62H222V61H220ZM11 63L13 64L12 61H11ZM123 63H122V66L121 67H123ZM150 63H148V64L146 63L147 67H148V65ZM183 63L185 64V62H183ZM183 63H182V65H183ZM231 63H232V61H231ZM167 64H165V66H163L161 64V67L159 66L160 69H159L158 66H157L156 69H155L156 66H153V69L156 72H158V73L157 74H154L155 71H154V73H152L153 71H152V68H151V70H150L151 72L148 73V71H147V76L148 75L150 76L151 74L154 75L153 77L151 75L150 78H152V79L150 80V82L147 83L148 81H146L145 84H143L142 82L145 81V79L144 80H141L140 81L141 82L140 84L144 85V87H142V88H138V87L137 88H134V86H132L133 90L131 89V87H130L129 84L134 83L132 85H135L138 82L137 78H136L137 81L134 78H131L133 76V68H132V74L131 75L129 74L130 77L129 76H126V77L120 76L122 78V81L120 80L122 83L119 81L120 83H118V86L116 85L117 83H114L113 81H110L111 79L110 80H107V78H105V79H103V81L100 80V79L104 78L102 76H101L102 78H100L98 81L96 80V82L94 83V81L92 80L93 79L92 77L93 76L94 77L95 76L97 77L98 74L97 73H96L97 75L96 74H92V72H94V71H92L91 72V75H92L91 78L92 79H90V77H88L89 78L88 80H90V81L92 80L93 81V84H92L93 87L96 85V83L99 85V83H101V82H104L105 85L103 83H102L103 85L100 84L99 86H101V88L98 87V85H96V88L98 87L99 89H95L97 91H94L93 94L95 95V93H99V94H96L97 96L100 97L99 100L97 98H95V97H94V99L91 97L92 100H95V99H97V100H95L94 102H89L88 101L89 103L88 102H85V101H80L79 102L80 103L79 105H75L74 104L75 106L73 105L72 106L73 108L71 107L72 110L69 109V111L73 112L75 114V116H76V119H74V120L75 121L77 120L76 123L79 126L78 129L79 128L82 129L83 128L82 125L84 124V120H86L88 117L90 118L91 116H93L94 113H100V114H102V113H105V112L111 110V109H109V107H110V100L112 98L113 99L114 98L116 99V97H112L111 96L112 95L111 94L112 91L110 90L111 91L110 92L109 90H107V88H109L108 85L111 86L113 84L116 87H119V84H121V86H124V88H123V90H124L123 96L124 97H123V101H122L123 104H125L124 102L127 101V99H125V96L126 95L128 96L129 93H130L128 91V89L129 90L131 89L132 92H135L136 93V96L137 97H138L137 94L139 92L142 93V95H143V93H146L147 94L146 95V98H148V101H149V98L151 97L152 100L149 101L150 103H147L146 102L147 101L146 98H142L141 97L142 99H144V103L143 104H145V103H147V105L150 104L148 106H151V105H154V104L156 105L157 104L156 101H158V102L160 101L161 95H164L165 93L168 94V93H170V91L173 92V89H171V87L173 85L175 86V84L177 82H179V80H178L179 78L177 79L178 80L177 81V80H175V77H174V79L171 77L172 76L171 73L168 72L167 70H170L172 72V70H174V69H172L173 68L172 66H169V67H171V69H170L167 66ZM115 65L117 66V64H115ZM128 65L126 67H128ZM143 65H141L142 68L144 67ZM151 65H152V63H151ZM186 65H187V63H186ZM204 65H206V64L204 63ZM14 66H13V68H14ZM20 66H21V68H20ZM206 66L209 67V64L206 65ZM112 67H114V65ZM118 67H119V65H118ZM164 67H168V68L163 69ZM198 67H196V68H198ZM15 68H14V70H15ZM97 68H99L100 71ZM109 68H108V70H109ZM180 68H178L179 71L181 70L180 73H178V74L181 75V72L185 68H183V67H182L183 69L182 68L180 69ZM116 69H118V68L116 67ZM175 69L177 70V68H175ZM208 69L210 70V68H208ZM208 69H207V72H208ZM225 69H227V68H225ZM17 70L18 69H16V71ZM236 70H237V68H236ZM236 70H235V72H236ZM240 70H242V69H240ZM247 70H248V68H247ZM140 71H143V70L141 69ZM223 71H224V69H223ZM191 72H189V74H191ZM196 72L198 73L197 70H196ZM238 72H239V69H238ZM241 72H243V71H241ZM134 73H135V76H136V74H137L136 73V69L134 70ZM195 73H193V75H195ZM202 73L203 72L201 71V74ZM86 74L87 73H85V75ZM172 74H174V72ZM184 74H186V73H184ZM189 74L187 73L186 75L189 76ZM211 74H213V73H211ZM215 74H216V72H215ZM115 75H118L117 76V80H118L119 74H114V76ZM137 75H139V72H138ZM141 75H142V73L140 74V76ZM214 75H212V76H214ZM229 75H232V74L230 73ZM245 75H246V72H245ZM22 76H23V74H22ZM81 76L83 77L84 75H81ZM143 76H144V73H143ZM147 76L145 78H147ZM182 76H184V75H182ZM190 76H189V78H190ZM222 76H221V78H224ZM224 76H225V74H224ZM237 76H239V74ZM248 76L246 75L245 78L247 79ZM46 77H50L53 80H51L50 78H46ZM96 77L94 79H98ZM218 77H220V76L218 75ZM258 77H256V78H258ZM27 78H25V79H27ZM84 78H82V79H84ZM128 78L133 79V80L130 79L133 82L130 83V81H129V83L127 84L126 82L129 80ZM187 78L188 77L186 76V80H187ZM211 78H213V77H211ZM249 78H250V76L248 77V80H249ZM18 79H21V78H18ZM46 79H49V80H46ZM85 79H87V78H85ZM262 79H263V81L261 80L262 81V87L264 88V76L262 77ZM2 80H4V78ZM191 80H193V77H192ZM194 80H195V78H194ZM198 80H200V79H197V83H198ZM201 80H203V79L201 78ZM230 80L232 81V79H230ZM241 80H240V82H241ZM99 81H101V82H99ZM181 81H184V80L181 79L180 82ZM203 81H205V79ZM235 81H237V80H234V82ZM254 81H255V79H254ZM258 81H259V79H258ZM20 82L22 83V82H25V81H24V79L23 80L21 79ZM20 82H18V83H20ZM81 82H83V81H81ZM192 82L194 84L189 82L190 83L189 86L192 85L193 88L194 87L196 88V86H194L195 85V82L194 81H192ZM212 82L210 84L207 83V86H211L212 87L213 86L212 85L213 84ZM218 82L221 83L220 81H218ZM256 82H257V79H256ZM84 83L83 84L81 83L82 86L84 85ZM107 83H108V85H107ZM76 84L74 83L75 86H76ZM86 84H87V82H86ZM146 84H147V86H145ZM181 84L182 83H180V85H178L179 86V90H180ZM204 84H206V83H204ZM254 84H256V83H254ZM21 85L24 86L25 84H21ZM64 85L65 86H68L66 84H64ZM106 85H107V87H106ZM136 85H139V84L137 83ZM214 85H216V84L214 83ZM243 85H244V83H243ZM250 85H252V84H250ZM6 86H8L7 88H9V86H10L9 83ZM19 86H20V84H19ZM89 86H90V84H89ZM115 86H114V88H115ZM198 86H200V84ZM69 87H67V88H69ZM102 87L105 88V90ZM127 87H128V89H127ZM211 87L210 88L209 87L208 88L205 87L206 90H205L204 93H206V94L208 93V96L210 94H212L213 91H215L214 90V86L212 88ZM216 87H217V89L219 88L218 85H216ZM14 88H15V86H14ZM87 88H88V86H87ZM119 88L121 90L122 87H119ZM175 88H178V87H175ZM181 88L182 89L184 88L183 91H180V92H182V95H183V92H184V94L185 93H188L189 94L190 91L193 89L192 88L191 90H189L190 88L188 87V83H186V82H183ZM220 88H219V90H220ZM223 89L225 90V88H223ZM179 90H178V92H179ZM226 90H228V89H226ZM226 90L224 92H226ZM251 90H252V87H251ZM71 91H74V90H71ZM81 91L82 90H80V92ZM90 91H88V92H90ZM98 91H100V92H98ZM228 91L231 92L230 90H228ZM69 92L70 91L68 90V93ZM88 92H87V95H86L85 94L86 92L84 93V91H83V93H84V97H83L84 100H87L86 97H88ZM215 92L217 93V91H215ZM14 93L16 95V92H14ZM83 93L81 92V94H82L81 97L83 96ZM237 93L238 92H236V94L235 93H233V94H235L236 96L238 95V98L236 96L235 97L237 99H239L240 94H237ZM242 93H244V91ZM245 93H247V92L245 91ZM254 93L256 94V92H254ZM262 93L264 94V90L262 91ZM118 94H120V93H118ZM118 94H116V95H118ZM217 94L219 95V93H217ZM224 94H226V93H224ZM227 94H228V92H227ZM250 94L253 95L252 93H250ZM76 95L77 94H75L74 96L76 97ZM142 95H140V96H142ZM200 95H202V94H200ZM200 95H198L196 97L197 99L195 100L196 101V104H198V107L199 106L200 107L198 108L197 105L195 104V101H193L194 102V105H196L197 108L195 109L194 113L193 112L192 113L193 114H196V113L199 114V112H200L201 115H204L205 113L203 114L202 112H204L205 110H203V109H207V111H208L209 108H207L206 107L207 104L204 103L207 100V98H205L206 97L205 94H204L205 97H202L203 95L202 96H200ZM213 95H214V93H213ZM223 96L224 95H222V97ZM214 97H216V96H214ZM0 98H1V96H0ZM165 98H166V96H165ZM192 98H189L190 100L189 99H187V100H189V101L192 102V100H194ZM210 98H211V101H212V96ZM82 99H80V100H82ZM88 99H90V96H89ZM133 99H134V97H133ZM157 99H159V100H157ZM161 99H163V98H161ZM217 99H218V97H217ZM217 99H216V101L218 103H220ZM225 99H227L226 96H225ZM240 99H241V101H240ZM240 99H239L240 102H242V101L247 102L248 100H250L249 99V94L246 95V96L244 94V97L242 96V98L240 97ZM219 100H221V98ZM223 101H224V99H223ZM226 101H224V102L226 103ZM232 101H234V100H232ZM63 102H65V103H63ZM141 102H142V100H141ZM191 102H188L187 103V102L184 101V103H186V105L188 104V106L190 105L189 103H191ZM217 102L214 105L218 108V106L220 104L217 106ZM224 102H222V103H224ZM6 103H8V102H6ZM113 103L114 102L112 100V104ZM184 103H182V104H184ZM225 103L223 105H226ZM253 103H255V102H253ZM62 104H63V106H62ZM112 104H111V106H113ZM138 105H139V103H138ZM138 105L137 106L135 105V107H138ZM191 105H193V104L191 103ZM241 105H242V103H241ZM193 106H191V107H193ZM226 106H224V107H226ZM256 106H258V105H256ZM64 107L65 108L67 107V108L64 109ZM126 107H127V105H126ZM204 107H206V108H204ZM221 107H223V106H221ZM242 107H243V105H242ZM182 108H184V107H182ZM127 109H128V107H127ZM135 109L136 108H134L133 110H135ZM151 109L153 111L154 110L157 111L160 108L159 107H156L154 109L153 108H151ZM179 109H181V108H179ZM185 110H183V111H185ZM210 110L211 109H209L208 114H207V111H205V112H206L207 115H210L211 116ZM221 110H223V109H219L218 111L216 110V112L218 113ZM228 110L229 109H227V112H228ZM231 110L232 109H230L229 112H231ZM156 111H154V112H156ZM119 112H120V110H119ZM145 112H146V109H145ZM159 112H161V111H159ZM223 112H224V110H223ZM168 113H169V111H168ZM220 113H218V114H220ZM132 114H133V112H132ZM155 114H157V113H155ZM188 114H190V113H188ZM188 114H187V116H189ZM198 114H197V117L194 116L196 118L195 120H197ZM213 114H215V113H213ZM137 115L138 114H136V116ZM169 115L170 114H168L167 116L169 117ZM136 116H134V117H131L130 116L131 118H129V116H127L128 118L127 117L125 118V119L128 120V121H126L125 127L127 126L130 129V130H126V131L132 132V130H133V132H134V129H135V126H136L135 125V122H136V118L135 117ZM183 116H184V114H183ZM210 116H209V118H210ZM161 117H164L165 118V115L164 116H161ZM194 117H192V118H194ZM204 117H202V118H204ZM155 118L156 117H154V119ZM172 118H174V117H172ZM145 119H147V118H143V121L144 122H145ZM185 119H187V118H185ZM162 120H160V121H162ZM169 120H171V117L169 118ZM187 120L189 121L190 120V117H188ZM200 120H202V119H200ZM205 120H207V119H205ZM148 121H150V120H148ZM197 121H199V118H198ZM214 121L215 120H213V122ZM221 121H224V120H221ZM146 122H147V120H146ZM165 122H166V120H165ZM55 123L62 124L63 127H65L66 125H69V126H67V128L65 127L66 128V131H64L63 128L60 129V130H63V131H61L62 133L60 132L61 134H59V130L57 131V128L54 127ZM150 123H148V124L146 123V124L149 125ZM155 123H157V122H155ZM119 124H120V122H119ZM146 124H145V126H147ZM152 125H154V123ZM160 125H158V126H155L154 125L155 128L153 126L150 127V125H149V126L146 127L147 128L146 131L144 130L145 131L144 134H140V135L138 134L137 137H136V135L133 134L136 138L132 137L133 135L131 136L133 139H131L130 142H132L131 145H133V149L131 151V154H129L130 156H128V154L126 156V160H128L127 163L130 162L131 160H132L131 162H133L137 158L138 159L140 158L139 160H142L143 159V161H146V164H147V167L145 168L146 171H144V169L143 170H141V169L138 170L137 168L134 167V164L132 166L131 165L132 163L130 162L131 164L129 163V165H127V166H130L131 165V168L134 167L136 170L134 169V171L130 172L131 170L129 171L128 170V167H127V171H129V172L127 174V171H126V173H125L126 175H125L124 174L125 171H123V169L122 170H119L118 169L119 168V165H117V161L115 160V155L114 156H113V154L111 155L110 154L111 152L110 153H106V154H109V155L106 156L104 158V160H103V163H104L103 174H104V177L105 178H103L102 181H101V182L104 181V185H103V183L96 182L99 185L101 184V188H99L100 190H98V189L95 188L97 191L94 192V190H93L92 191L93 193H91L90 192L91 190H89L87 192L85 191L86 194H84L85 192L82 193L83 188H81L82 190L80 189L81 191L80 190L75 191L77 189H75V186H72V187L69 188V190H67L65 192V194H66V200H69V201L74 200L75 203L77 201V198L80 200L83 197L82 200H81V202H80L81 204L80 205L78 204L79 208L76 206V209L74 210L73 215H75V214H77L79 216L88 215V218H90L92 215H94V214H92L93 212H95V213L97 212V209H98L97 208V205L100 202L104 201L102 203H105V201H106V203H107L109 201V203H110V200L113 199V198H115V196L117 197L118 194H124L125 195V198H124L125 200L122 201V203L120 204V209L117 210L118 212L116 211V208L113 207V206L109 207V209L107 211L108 212V214H107L108 215L107 216L108 218H107V221H106L107 222V225H106V229H105L106 235H104V237H103V239L106 241V243L104 242L105 243V246L104 247L101 246V244H100L101 241H100V243H98V242L95 241L90 246H88L87 252H84V253H87V255L91 256L90 258H92V261H93V259L95 260L91 264H96L97 262L98 263L99 262L100 263H104V264H119L121 262L124 263L126 261L124 260V262H123V260H121V258L122 257H127V256L129 257V255H132L134 257V258H132L133 260L131 259L132 261H134V260H136L135 256L137 255V254L135 256L133 255L135 252L136 253H141V252L142 253H146V255H147V257L149 258V261H150L149 263H146V264H232V261H234V260H231V259H234V258H232L233 255L232 256L225 255V253L223 252V250L221 251V248H220V246L222 245V241L223 240L217 239L218 238L217 237L218 230L220 228V226H219V223L220 222L219 221H222L223 220V219L221 220V217L224 218L225 211L223 213V212H221L219 210V213L220 214L221 213L224 214L223 216L220 215L221 217L219 216L220 217L219 218L218 215H217V211L218 210L216 211V209L218 207H220V206H218L215 209V207L217 206L216 205L217 203L214 204L216 206H214V208L212 209L210 206L207 205L209 203L204 202V200L207 201V199L205 197H203L205 199L202 202L200 201L201 198L198 195H197L196 198L198 199V197H199L200 199H198V200L195 199L194 198L195 197L194 196L195 191H197V189H199L198 191H200L201 189L198 186H196V187L194 186L195 183L193 182V180L192 181L191 180L186 181L187 178H185V177L184 178L183 177L180 178L179 177V181L177 182L175 180L178 177H175V175L173 176V177L176 178V179L173 178L174 181H173V179L167 178V176H168L167 174L169 172H171V171H168V170H170V168H169L170 166H174L175 168L181 166L180 168H183V167L185 168L187 165H189V163L186 160H183L184 159L183 158V154H185L187 152V150H189V149L190 150H193L194 147H190V145H189L190 148H188V147H185L184 144H183V147L179 145V146H177V147H175L173 149H170V150L167 149L166 151H162V152H157L155 150H152V152H153L152 154H147V151H145V150H142V151L141 150H138V147L140 145V142L143 141V138H144V141H145L146 140V137H148L149 135H153L155 133L156 134L154 136H152L153 138H155V140H156V138H158L157 141H155V143H157L158 145H161L160 142H162V141L164 142V139L163 138H165L167 136L166 133L163 132L164 126H162V128H163V129H161L162 131L160 130L161 133L159 132V130H157V132H156V129L157 128L159 129ZM170 125H171V123H169V126ZM1 128L4 129V126H2ZM112 128H114V127H112ZM182 128H181V130H179V131H181V133L185 132V130L182 129ZM124 129H126V128H124ZM138 129L136 128L137 131H138ZM177 129H179V128H177ZM182 130H184V131H182ZM191 130L192 129H190V127H189V130H188V128L186 129L185 135L187 136L186 138H188V139H191L192 136L194 135L193 133H191ZM126 131H124V132H126ZM169 131H171V130L169 129ZM6 132L8 133L9 132V129L8 130H4L1 133H6ZM173 132H170V133H173ZM192 132H193V130H192ZM67 133H68V135H67ZM181 133H179L180 136H181ZM176 134H177V132H176ZM63 135H65V136H63ZM179 135H177V136H179ZM175 136H174V139H176ZM141 137H143V138H141ZM139 138L142 139L140 142L135 141L136 139H139ZM77 139H78V141H77ZM97 139H99V138L97 137ZM179 139L180 138L178 137L176 140L180 141ZM124 140H126V139H124ZM181 142H183V140H181ZM188 142L187 143L186 142H183V143H186V145H187ZM209 142H207V144ZM215 142H217V141H214V143ZM127 143H129V141ZM204 144L205 143H203V145ZM216 144H213V145L210 144L211 146H207V147L204 145L205 148L210 147L209 148L210 151H208V152L206 151V152L213 155L216 152V150L214 149V148L217 147ZM100 145H102V144H100ZM100 145H98V147ZM120 145H122V144H120ZM222 145H224V144H222ZM228 145L229 144H227L226 146H228ZM198 150L200 151V149H198ZM84 151H85V153H83ZM225 151H226V149H225ZM192 152H194V151H192ZM190 153H191V151H190ZM190 153H188V154H190ZM7 154L10 155L9 158H6V155ZM115 154H118V153H115ZM185 155H184V157H185ZM117 156H116V159H117ZM194 156H195V154H194ZM123 157H125V156H123ZM20 158H19V160H20ZM96 158L97 157H95L94 159L96 160ZM197 158H199V157H197ZM138 159H137V161L140 162ZM95 160L90 159V161H92V162H95ZM81 161H82V159L80 160V162ZM183 161H184V163H183ZM197 161H199V160H197ZM25 162H27V163L25 164ZM82 162H84V161H82ZM134 162L136 163V161H134ZM190 162H192V161H190ZM143 163H145V162H143ZM186 163H188V164H186ZM201 163H203V162H201ZM31 164H32V167H31ZM203 165H204V163H203ZM7 167H10V165L7 166ZM174 167H171V168H174ZM191 167H192V165H191ZM16 168H17V166H16ZM26 168L25 169L23 168V169L26 170ZM96 168H97V166H96ZM202 168H204V167H202ZM9 169H11V168H9ZM15 169H13V170H15ZM189 169H191V168H189ZM2 170H4V171H2ZM19 170L20 169H17L14 172H17L18 171L19 174H20V171ZM100 170L102 171V169H100ZM177 170L179 171V168L176 169V171ZM167 171H168V173H167ZM185 171H186V169H185ZM26 172L24 174H26ZM189 172H190V170H189ZM22 173H23V171L21 170V174ZM140 173H142V174L144 173V174L142 175ZM165 173H166V175H165ZM174 173L175 172H173V174ZM191 173L194 174L195 172H191ZM103 174L101 176H103ZM170 174H172V172ZM175 174H178V176H180V174L177 173V172ZM181 174H183V173H181ZM187 174H186V176H187ZM197 174H199V172ZM9 175L6 176L7 179H5L6 181H5L4 185L5 184L7 185L9 183V182H7ZM41 175L44 178L38 179ZM214 175H212V176H214ZM11 176H13V175H11ZM17 176H18V174H17ZM27 176H26V179L28 178ZM194 176H196V175H194ZM200 176H198V177H200ZM0 177H1V175H0ZM23 177H25V175ZM9 178H10V176H9ZM128 178H130V179H128ZM140 178L143 179V180H146V181L145 182H142V183H139L138 181H139ZM195 178L196 177H194V179ZM201 178H202V176H201ZM181 179H183L182 182H180ZM214 179H216V178H214ZM195 182H196V179H195ZM202 182H204V181H202ZM228 182H231V181L229 180ZM199 183L200 182H198V184ZM0 184H3V183H0ZM220 185H218V186H220ZM10 186H11V183H10ZM218 186L217 187L215 186V187L218 188ZM6 187H8V185ZM29 187H30V189H29ZM24 188L25 187H23L22 189H24ZM91 188H92V186H91ZM203 188H205V187H203ZM222 188H225V187H222ZM226 189H228V188L226 187ZM222 190H225V189H222ZM229 190L226 191V192H229ZM3 192H5V191L4 190L2 191V195L4 194ZM16 193H17V191H16ZM24 193H26V192H24ZM203 193H201V195H203ZM18 194L15 195V197H19ZM229 194H230V192H229ZM0 195H1V192H0ZM84 196H85V199H84ZM214 196H215V194H214ZM23 197H21L19 199L20 200H23ZM1 200H2V198H1ZM90 200L93 201L92 203L90 202L91 204L88 203ZM69 201H68V203L70 204L72 201L71 202H69ZM117 201L120 202V199H118ZM16 202H19V200L16 201ZM74 202H72L71 204H74ZM203 202L206 203V205H203L204 204ZM67 204H65V205H67ZM69 204H68V206H69ZM32 205H34V203ZM65 205H64V208H65V211H66V208L67 207H65ZM100 205H103V204L100 203ZM100 205H98L99 208H100ZM11 208H12V206H11ZM22 208H25V207L23 206ZM221 209H223V208H221ZM99 210H101V208ZM11 211H13V210H11ZM228 213H230V212H228ZM67 216H69V215H67ZM68 218H70V217H68ZM224 221L225 220H223V222ZM124 223H128L126 227H123L125 229L118 228L119 226L117 227V225H119V224L122 225ZM226 224H228V222ZM121 230H124V232L122 233ZM224 230H225V228H224ZM119 232H121V234L124 235L123 238L122 237L120 238V240H118V237L116 236V235L119 234ZM227 234H229V231L227 232ZM115 238H117V240H115ZM80 245L81 244H78V245H75V246H80ZM224 245H225V243H224ZM65 247H68V246H64L62 248L65 249ZM68 248L70 249V247H68ZM68 248H66V249L69 250ZM67 250H65V253H66ZM74 250H75V248H74ZM82 251H84V250H82ZM58 252H60V251H58ZM62 253H64V252H61V254ZM84 253L81 252L82 255ZM78 254L80 255V253H78ZM78 254H76V256L77 257H80ZM94 255L96 257H98V259ZM66 256H68V255H66ZM92 256H94V258ZM68 257H71V255H69ZM85 257H86V255H85ZM82 258H81V260H84V257H82ZM90 258L88 257L87 259L89 260ZM95 258L97 259V261H96ZM67 259H69V258H67ZM129 259H130V257H129ZM129 259H127V263L130 261ZM140 259H142V257H140ZM147 259L145 258V260H147ZM70 260H72V259H70ZM64 261H67V260H64ZM76 261H78V260H76ZM85 261L86 260H84L82 262H85ZM87 261H86V263H87ZM142 261L145 262L144 260H142ZM143 262H142V264H143ZM56 263H57V261H56ZM54 264H55V262H54ZM78 264H80V263L78 262ZM83 264H85V263H83ZM234 264H237V262H235Z\"/></svg>","mask_w":264,"mask_h":264}]
</instances>
